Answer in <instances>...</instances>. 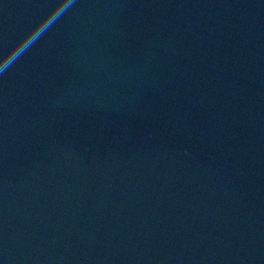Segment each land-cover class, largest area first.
<instances>
[{
  "label": "water",
  "instance_id": "95a60500",
  "mask_svg": "<svg viewBox=\"0 0 264 264\" xmlns=\"http://www.w3.org/2000/svg\"><path fill=\"white\" fill-rule=\"evenodd\" d=\"M68 5L0 64V264H264V0Z\"/></svg>",
  "mask_w": 264,
  "mask_h": 264
},
{
  "label": "clouds",
  "instance_id": "9594fccd",
  "mask_svg": "<svg viewBox=\"0 0 264 264\" xmlns=\"http://www.w3.org/2000/svg\"><path fill=\"white\" fill-rule=\"evenodd\" d=\"M70 10L68 0H57L55 7L47 15L26 32L6 54L0 56V64L7 65L13 57L16 58L14 63L22 59Z\"/></svg>",
  "mask_w": 264,
  "mask_h": 264
}]
</instances>
